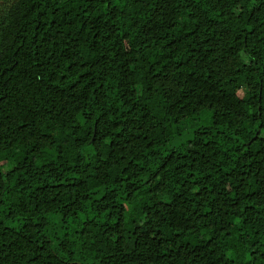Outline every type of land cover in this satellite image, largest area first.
Here are the masks:
<instances>
[{"label":"trees","instance_id":"trees-1","mask_svg":"<svg viewBox=\"0 0 264 264\" xmlns=\"http://www.w3.org/2000/svg\"><path fill=\"white\" fill-rule=\"evenodd\" d=\"M0 147V264H264V0H0Z\"/></svg>","mask_w":264,"mask_h":264},{"label":"rangeland","instance_id":"rangeland-1","mask_svg":"<svg viewBox=\"0 0 264 264\" xmlns=\"http://www.w3.org/2000/svg\"><path fill=\"white\" fill-rule=\"evenodd\" d=\"M243 78H238V81H240V82H243ZM0 162H4V154H3V152H2V150H1V147H0ZM243 200V198H240L238 201L239 202H241Z\"/></svg>","mask_w":264,"mask_h":264}]
</instances>
